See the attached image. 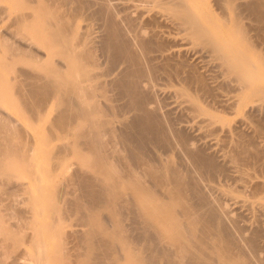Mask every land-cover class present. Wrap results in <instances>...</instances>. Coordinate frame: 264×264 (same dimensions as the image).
Instances as JSON below:
<instances>
[{"label":"bare ground","instance_id":"1","mask_svg":"<svg viewBox=\"0 0 264 264\" xmlns=\"http://www.w3.org/2000/svg\"><path fill=\"white\" fill-rule=\"evenodd\" d=\"M4 1H9L17 11L13 25L23 28L26 38L35 39L39 42L40 47L44 48L45 51L47 50V53L41 54L31 46L25 47L24 45L21 47L9 43L7 40L1 43L4 46L3 48L10 52V56L6 60L18 56L30 67L28 70L19 68L14 71L18 76L15 80V88L20 95L22 105L33 116H41L46 112L48 105L55 101L57 107L55 109L57 110L54 111L56 113L58 111V115L54 123L51 124L55 131L53 135L60 140H67L64 145L59 147V151L54 156V168L62 167L69 151H73L77 152L80 164L86 165L89 170L82 167V172L80 167L81 172L77 174L74 172L73 176L69 174L67 176L65 171L64 175L66 174V177L62 178L65 180L64 186L57 185L58 187H56L61 189L52 194L54 198L56 196L58 202L64 204L61 206L50 205L49 207L40 206V210H42L40 213L42 214L43 211L48 210L55 222L41 223L33 218L31 221L29 220V223L27 221L26 225L35 228V232L30 239L35 245L36 253L34 257H29L28 255L31 258L30 264H49L51 260L57 264H74L69 259V256L74 254L65 247V241L62 237H60L61 239L55 247V252L51 255L48 254L47 243L44 240V232L47 235L53 234L56 237L58 233L60 234L57 228L58 224H61V219L58 218V215L70 211L80 214V223L88 228L87 231L85 230L86 232L83 231L84 233H81L82 235H77L78 237L75 236L76 238L73 237L77 242L76 251H84L76 253L81 258L80 264H120L123 259H131L134 264H264V257L262 258L259 252L261 251L259 249L261 247L260 242L263 240L259 241L260 234L255 232L251 237L248 235V238L245 234L247 232L239 229L238 225L236 227L233 226L235 228L230 230L228 228L230 226H225L220 214L227 215L226 212L218 213L211 206L212 200L210 201V197L207 195L210 203L204 200L199 205H191V198L189 199L186 193L192 191V193L197 194L200 184L197 181L199 180L189 184L186 179L190 172L186 170L187 173L182 168L184 170L182 171L186 173L185 175L180 172L181 168L179 169L178 167L183 163L175 167V164L173 165L170 160L165 162V159L163 160L162 158L164 156H162L163 152L160 155L163 161H161L162 163L159 161V166H156V160L154 162V159L150 160L146 155V150L151 142H162L168 135L165 136L167 133L165 132L166 134H164L163 132L164 125L161 126V122V124L157 123L154 119L156 118L155 116H149L148 96L142 92L141 85L145 84L143 83L144 81H148L146 84L151 83L152 79L154 80L156 71L153 69V72L155 71L154 76L152 77L149 73L152 78L149 75L150 79L147 80V71L142 56L147 61H154L157 57L168 58L165 56L168 50L164 48L162 43L160 44L161 46L154 45L153 41H151L152 39L145 40V36H143L145 31L143 29L141 31V28H139V21L137 22L136 18H132L133 16H130V14L128 15L127 11L131 9L130 5L127 6L124 2L118 4V0ZM133 1L139 2L137 5L134 2V6L138 8L141 5L146 8L155 6L163 9L166 14L168 12L172 13L176 17L177 21H174V23L178 22V25H176L179 30L181 29L180 32L183 31L184 33L187 31L186 33L200 37L198 39L208 46L216 57L222 59L225 70L233 75L236 79L235 81L240 84V91L238 90V92L242 95L239 97L241 103L245 102L246 97L243 98L244 92L251 88L252 98L257 96L259 99L264 100V86L255 85L258 80H264V59H258V61H262V68H259L257 65L258 61L256 63L251 55L255 46L251 44L247 34H244L236 45L229 41L230 38L227 41L223 40L218 35L220 33L217 34L213 28V31L210 30L211 28L208 29L206 23L201 21L200 14L193 8V5H195L193 0ZM217 2L222 9L225 6L235 5L234 0H217ZM249 4L250 11L257 14V18L264 23V0H252V3ZM97 5L99 6L98 8L96 7ZM95 7L97 10L94 11ZM234 7L236 8V6ZM8 9L6 7L0 8V16L8 12ZM89 11L92 12L91 15L88 14ZM149 11H152V9ZM80 18L90 19L91 22L92 19H102L106 35L102 38L99 49L109 57L111 63L127 62L129 64V68H127L121 78L114 82V85L119 89L120 92L117 90L119 94L121 93L129 99L128 107H133L139 112L141 111L142 114H139L131 122L124 123V130H118L119 127H115L116 124L114 125L117 116L118 120L123 117L122 120L120 119L121 122L120 120L118 121L119 124L126 121L127 118L125 117V119L124 116L119 117L124 112L121 111L123 109L120 110L119 105L114 104L113 106L107 102L110 95L106 94L108 93V90H106L108 85H105L106 80H104V83L102 81L104 85L102 83L97 85L99 81L95 82L101 76L98 77L99 74L97 76L92 74V71H95L96 68L98 69L100 65L96 58L95 46L92 44L94 41L93 32L91 29H87L84 32L79 30L77 22ZM211 18L209 17L206 20L210 22ZM230 20L225 17L223 22L228 24ZM233 21L235 22L234 26H239V16ZM122 25H125L126 30ZM214 25L217 26V24ZM129 32L134 35H129ZM128 35L136 37L137 41L135 40L136 43L134 44L140 47L142 56H139L136 51L137 48L135 49L136 45L134 47ZM245 41L247 42L246 45L243 43ZM54 57L61 60L58 62ZM6 68L5 72L8 70V66ZM176 73V75L169 76L173 77L171 81L175 80L176 84L182 86L180 88L181 95L189 97L198 113L210 114L207 110L206 112L200 108L197 96H189L184 86L181 71ZM2 74L3 72L0 70V91L5 88L1 77ZM15 78L16 76L14 75L13 79ZM177 91H179V88ZM99 92L100 94H98ZM99 96L101 98L104 96L103 99L100 98L101 100H106L103 103L104 105L100 103V99L99 101L96 99ZM110 98L112 99V97ZM105 105L107 106L105 107ZM115 106L122 113L119 112L117 115L116 109L114 110ZM167 125L166 127H168ZM169 127L171 128V126ZM171 134L172 137L174 134L177 135V133ZM15 135L18 140L20 139L19 142L14 140ZM21 137V132L17 129L15 122L2 117L0 112V186H8L12 182L14 172L20 168L26 169L33 179H41L37 172L36 163L33 161L31 142L24 141ZM176 137L174 136L176 143L170 142L169 139L168 144L172 146L171 148L177 145L178 148L181 146L185 149L187 153H183L185 155L189 154L195 164H198L196 165L199 168V172L203 170L211 175L218 170V166L211 156L208 157L197 152V150L194 151L195 148H191L193 147L191 146L193 142L190 144L188 138L185 140L181 135ZM170 145L168 146L170 147ZM123 150L127 153H124ZM177 150L179 151V149ZM155 155L157 156L158 154L156 153ZM241 155L242 152L239 156ZM189 156L185 157L189 158ZM192 160L191 162L194 163ZM184 164H186L185 161ZM54 168L53 173L55 171ZM69 169L67 170L68 173L72 174L70 172L72 170ZM50 171L46 172L47 176L51 175L49 174ZM198 171H195V173H199ZM200 175L204 177L203 179L208 176H205L204 173H200ZM194 178L196 179V177ZM151 180L154 181V185ZM192 180H194L193 176ZM205 181L207 180L205 179ZM171 184L173 185L172 187H170ZM76 185H79L80 189H82L80 194L78 193L79 195L75 194L79 191V187L77 191H74L77 188ZM72 187L75 188L72 189ZM26 188L27 192L25 188H21L23 189L21 192L28 193V186ZM199 189L201 188L199 187ZM38 190L40 195L45 197V188L41 187ZM95 191H97V195H95ZM9 192H7L9 194V197L7 196L8 199L10 198L14 201L17 194L13 190ZM258 192L255 198H258V200L263 199L264 188H261ZM4 194H6V191ZM69 195L73 197L69 198ZM54 198L47 199V201L54 202L56 200ZM179 198L184 205H180L179 202L181 201ZM186 198L190 200L187 203L185 202ZM1 199L0 204L3 202ZM30 201L34 203L35 198L33 197ZM13 203L15 204L16 202ZM212 204L215 205L213 202ZM9 205V203L6 205L7 208H10L8 211L13 210V207ZM204 208H208V212L203 213ZM223 208L220 209L222 210ZM2 210L4 209H0V236H3L6 239L5 241L10 243H21L24 237L21 236V232L18 230L19 227L16 226L18 231L14 232L12 224L4 221L6 219L4 217L10 214L13 216L12 212L14 210L10 214L3 212L7 214L5 216ZM5 210L7 211V209ZM32 211L34 212V208H32ZM18 217L20 221L21 216ZM8 223L11 226H8ZM235 224L238 223L235 222ZM73 235L76 234L72 233L71 237ZM51 237L53 238V236ZM100 248H103V252L100 251L101 253L98 252ZM247 248H249V252ZM76 254L75 256H77Z\"/></svg>","mask_w":264,"mask_h":264},{"label":"rangeland","instance_id":"2","mask_svg":"<svg viewBox=\"0 0 264 264\" xmlns=\"http://www.w3.org/2000/svg\"><path fill=\"white\" fill-rule=\"evenodd\" d=\"M118 2H119L118 4H122L124 2V4H126L127 6L130 5L131 9L127 11L128 15L130 14V16H133L132 18H136L137 22L139 21V25H138L139 28H141V31L142 29L143 31H145L143 33L144 34L143 36H145V40L152 39L151 41H153L154 45H160L162 43L164 48H167V50L170 52V53L168 51L166 52L165 56H167L168 58L157 57L154 61H147V59L146 58L144 59V57L142 56L141 49H139L140 47H138L137 44H134L137 41L136 37L129 36L132 35L133 33L130 32H129L130 34L128 33L129 34L128 36L131 39V40L129 39L130 42L134 44V47L136 45L135 49L137 48L136 49L137 53L139 54V56H142L143 58L142 60L145 65V69L147 71V77H148L147 80L150 79L151 75L153 77L154 72L156 71L154 80L153 79L152 81L150 80L152 84L150 82L146 84V82L148 81H144L143 82L145 83L143 84L144 87L141 85V89L142 92H144L148 96L147 101H148L149 116L150 115L152 117L155 116L156 117L154 118L155 121L157 123L161 122L162 123V124L160 123L161 126L164 125L163 126L164 131L163 130L162 131L164 132V134L167 133L165 136L168 135V137H165L166 139L164 138V141H162L163 143L151 142V144H149L146 150V155L150 160L154 159L153 160L154 162L157 161L155 163L156 166H159L160 162L163 161L164 159L165 162L170 160L173 165L175 164L174 165L175 167H177V165L181 163L184 164L185 161L186 164L184 165L181 164L178 166L179 169L181 168L180 172L184 173L183 172L184 170L182 168L185 169V172L187 171L190 172V173L187 172L190 176L187 174L189 178L187 177L186 179L189 184L196 180H199L197 182L200 183L197 189L199 190L197 191V194L192 193V191L187 192L188 195L186 193V196L187 197L189 196L188 198L189 199L191 198L190 200L192 202L188 198L185 199V202L187 203L188 201H190L191 205H199L204 200L208 201L209 203L212 200V202L215 205H213L212 202L210 204L218 213L226 212L227 215H223V213L220 214L225 222V226L227 225L230 226V227L227 226L230 230H232V228H235L236 225H238L239 229L247 232L245 233L247 237L248 235H250L249 237H251L256 232L260 234L259 241H261L262 239L264 240V230H263L264 229V198L263 199L261 198L260 200H258V198H255V196L258 195L259 193L258 191H260L261 188H264L263 186L264 185L263 182L264 181V100L259 99V97L257 96L252 98L253 93L251 88L244 92L243 98L246 97L245 102L241 103L239 97L242 95L238 92V90L240 91V84L237 81H235L236 79L233 77V75L229 74L225 70L222 64V59L220 57H216L211 52L209 47L206 46L200 39H198L200 37H196L193 36L192 34L186 33L187 31H185L184 33L183 31L180 32L181 29L179 30V28L177 27L178 22L174 23V21L175 22L177 21L176 17L172 13L168 12L166 14V12L163 11V9L155 6L153 8L150 7L152 11H149L151 9L148 7L146 8L143 5L139 6V8L136 6L137 7L136 8L134 6L135 5L134 2L136 3V1L133 0H131L130 2L129 0H122V2L121 0H118ZM193 3L195 4L193 5L194 10L200 14V19L202 18L201 21L206 23L208 29L211 28L210 30H212L213 28V30H215L217 34L220 33L218 35L223 40L227 41L230 38L231 40L229 39V41L235 43V45L236 43H238L237 41L240 40L244 34L245 35L247 34L248 35L247 37L250 38L251 44L255 46L254 50H252L251 53L253 60L256 61L257 63L259 58L260 59L262 58V60L264 59V23L257 18L256 16L257 14H254L250 11L249 3H252V0H234L235 3L234 6H236V8L230 5L228 7L225 6L223 9L218 5L217 0H193ZM4 7H6L7 9L9 7L10 10L8 9V12L3 13L0 16V70H2L3 72L1 77L3 83L5 84L4 90L0 91V112L2 113V117L6 119H11L15 122L17 129L21 132L22 140L31 142L30 145L33 149L32 150L33 159H34L33 161L36 163L37 172L39 173V176L42 179L43 185L41 183V179L39 180L33 179L32 177H30L26 169L20 168L14 172V177L12 179V182L8 184V186H0V197L2 198L0 199L3 200V202L0 204V209L2 208L4 210L7 209V211L2 210V213L8 212V214H10L13 210L15 211L12 212L13 216L10 214L11 216L8 215L4 217L6 218L4 219V221L6 223L9 222L10 224H12V228H14V232L15 231L17 232L19 230L21 232V236L24 237V240H21V243L13 244L10 243L9 241H5L6 239H4L3 236H0V264H30L31 262L29 261H31L30 260L31 258L29 257H34L36 253L35 245H33V242L30 239V237H32V235L35 232L34 231L35 228H32L30 225H26L27 221L29 223V220L31 221V219L33 218L41 223L55 222V220H53L52 215L48 210L43 211L42 214L40 213L42 211L40 210L41 209L40 206L49 207L50 205L51 206L63 205L64 203L58 202L56 196L54 198L52 195L53 192L55 193L58 189H61V188H57L58 187L57 185L64 186L63 184L65 180L62 178H65L66 174L67 176L68 174L70 176H73L75 174L74 172H76V174L80 173L81 172L80 169L82 167L83 168L85 167L84 169L86 170H88V167L86 165L84 166L80 164L77 152L69 151L64 163L62 164V167L56 169L54 168L55 166L53 165L54 156L59 151L60 149L59 147L64 145L67 140V139L60 140L53 135L55 131L52 128L53 125L51 126V124L54 123L58 115V111L57 113L56 111H54L57 110L55 109L57 108L56 102L52 101L48 105L46 112L44 111L45 113L42 114L44 116L42 115L33 116L30 112L26 110V108L22 105L19 93L15 88V80L18 78V76L17 74H15L14 71H16L19 68L28 70L30 69V67L27 66L26 63H24V61L18 56L11 57L8 60H6L7 57L10 56V52L8 50H5V48H3L4 47L3 44L1 43L2 41L7 40L9 43H12L17 46H21V47H23L24 45L25 47L31 46L33 49H37L41 54L47 53V50L45 51L44 48L40 47L39 42H37L35 39L30 37L26 38L23 28L16 27L13 25L15 20L14 18L17 15V11L14 9V6H12V4L9 1L7 2L4 0H0V8H4ZM96 7L98 8L99 6L97 5ZM96 7L94 11L97 10ZM135 9L137 10L135 11ZM161 13H163L164 15ZM88 14L91 15L92 12L89 11ZM163 16H165L166 18L165 17L163 18ZM208 16L212 17L210 22L207 21L208 20L207 18H209ZM237 16H239V26H234L235 22L233 21V19H235ZM225 17L231 19L228 24H224L223 22L225 20ZM77 23H78V28L79 30H81V32H84L87 29H91V31L93 32L94 41L92 42V44L93 46H95L94 48L96 50V58L97 61H99L98 63L100 65L98 69L96 68L95 71H92L93 72L92 74H95L96 76L97 74H99L98 77L101 76L102 78L101 77L100 78L103 79L101 80L99 78L98 80H95V82L99 81L97 85L99 83L101 84L102 81L104 83V80L108 82V83L105 82V85L109 86V89L108 86L106 87L107 88L106 90H108V93L106 94L110 95V97H112L114 102L109 96H108L109 100L107 102H109V105H113V106L114 104H116L117 106L119 105L118 107L120 108V110L123 109L121 111L122 112L124 111L123 112L124 115L123 114L119 115V117L124 116V118L126 117L128 120V121L126 120L127 122L123 121L121 123L123 125H121L119 124L118 121L120 119L122 120L123 117H121L118 120V116H117V118L114 121L115 122L114 125L116 124L115 127L117 126L119 127V129L118 128L116 129L124 130L125 128L124 123H129L139 114H142L141 111L139 112V110L134 109L133 107H128L129 99L127 98V96L125 95L123 96V94L121 93L119 94L120 92L119 89L114 85V82L119 78H121L124 72L127 70V68H129V64L127 62H120L118 64L111 63L109 57L103 54V51L99 49L101 46L102 38L105 37L106 35V31H104L105 30L104 21L102 19L101 20L92 19L91 22L90 19L86 20V18L84 19L80 18ZM213 23L219 26L217 27ZM122 26L126 30L125 25ZM177 32H179L180 34ZM133 40L136 41L134 42ZM243 43L245 45L247 44L246 41ZM153 55H159V54H153ZM56 60L59 62V60L61 59H56ZM260 61L261 60L258 61L257 65L259 68L260 67L262 68V64H261L262 61L261 62ZM6 66H8V70L5 72L4 70L7 69ZM153 69L155 70L154 72ZM178 71L179 72L181 71L183 75L182 77L184 79V86L186 87L189 96H197L200 108H202L205 111L207 110L208 113L210 112L211 116L210 114L207 113H202V114L198 113L194 105L189 100V97L181 95L180 88H182V86L176 84L177 82H175V80L171 81L173 80V77L169 76L174 74L176 75L177 74L176 72ZM14 75L16 76L15 79H13ZM103 83L102 85H104ZM258 84L259 86L261 85L264 86V80L262 81L258 80L255 85L258 86ZM178 88L179 91H177ZM98 94H100V92ZM100 98L101 97L99 96V98L96 99H98L99 101ZM103 98L104 96H102L101 99ZM101 99H100L101 104L106 102L105 99L104 100ZM106 106L107 105H105V107ZM117 106L114 107V110L116 109L118 115V113L121 111L117 110L118 108ZM212 114L214 116L213 118H212ZM166 125L168 127H166ZM169 126H171V128ZM171 130L174 131L172 132ZM170 132L177 133V135L179 136L181 135L185 140H187L188 138V142L190 144L193 142V145L191 144V146L193 147L191 148L193 149L195 148L194 151L197 150V152L205 156L208 157L211 156L215 160L216 165L218 166V170L216 171L217 173L216 172L214 173L216 175L211 174L212 175L211 176L210 174L205 173L203 170L199 172L198 171L199 168L197 166L198 164L197 163H196L197 165L195 164V162L192 160L189 154L185 155L187 151H185V149H183L181 146H179L178 148L177 145H174L173 146L174 150H173V148H171L172 146L168 144L169 143L168 140L170 139V142L176 143L175 139L177 138L176 137L177 135L174 134V136L176 137L174 139V136L172 137V134ZM15 137L14 140L19 142L20 139L18 140L16 135ZM167 144L170 145V147ZM177 149H179V151ZM170 150L172 153L170 152ZM241 152L242 155L239 156ZM124 153L127 152L124 151ZM156 153L159 156L158 155L156 156L155 155ZM161 154L162 156L163 155L164 156L163 157L160 156ZM185 156H189V158ZM161 157L163 158V160H161ZM190 158L194 163L191 162ZM244 161L246 162V164ZM248 165L250 168L248 167ZM53 168L55 170L54 173L52 172ZM72 168H74L75 170ZM83 168H82V172H83ZM68 169L73 171V172L70 171L72 174L68 173L67 171ZM47 171L48 172L50 171L49 174L51 175L47 176L48 175L46 173ZM65 171L66 174L64 175ZM195 171L196 172L198 171L199 173H195ZM200 173L201 174L204 173L205 176L208 175L205 177L207 181L203 179L204 177L200 175ZM184 174L186 175V173ZM192 176L194 180H192ZM210 176L211 178L209 179ZM194 177H196V179ZM151 181L153 182L154 185V181L153 180ZM148 184H152V183H148ZM26 186H28L29 194L25 192H21L23 191L24 188L26 189L27 192ZM172 186L173 185L171 184L170 187ZM20 187L23 189H21ZM41 187L45 188V193H46L45 197L44 196L42 197L40 195L38 189ZM76 187L77 188L74 189V191L75 190L77 191L78 187H79V191H77L75 194L79 195L82 189H80L79 185H76ZM199 187L201 189H199ZM73 188L75 187H72V189ZM8 190L9 191L13 190L17 194L16 196L17 198L15 197L16 200L14 199L13 201L10 198L8 199L9 194H7V192L10 193ZM5 191L6 194H4ZM95 195H97V191H95ZM206 195L209 196L210 198L207 197ZM33 197L35 198L34 203L30 201ZM72 197L73 196L69 195V198ZM51 198H54L56 200L54 202H48ZM208 198L210 199V201ZM47 199L49 200L47 201ZM9 200L12 202H10ZM13 202L16 203L14 204ZM8 203L11 205V206L9 205L10 207H13V210L11 209L8 211V209H10L9 207L7 208L6 206L8 205ZM179 203L181 205L183 202L181 201ZM32 204L33 206H31ZM219 207L223 208L222 209L223 211ZM32 208H34V212L32 211ZM205 212H208V208L203 209V213ZM3 214L5 216L6 213ZM18 216H21L20 221L23 223L19 221ZM58 218L61 219V224L60 225L58 224V228H57L60 232V234L58 233V235L60 236H58L57 234H55L57 235V237L54 236L53 234L47 235L44 232L45 235L44 240L47 243L48 254L51 255L55 252L54 251L56 250L55 247L57 243H59L61 239L60 237H62V239H64L65 241V247H67L74 254L73 256H69L70 261L73 262L74 264H80L79 261L81 258H79L76 253H82L84 251L83 250H81L82 252L79 250H78L79 252L76 251L77 242L75 241L74 238L78 237L79 235H82L84 232L88 230V228L80 223L79 220L80 214H78L77 212H72V211L64 212L63 214L58 215ZM235 222L238 224H235ZM9 223L8 226L10 225ZM20 225L23 227L21 228ZM16 226H18L19 229ZM72 233L76 235H73L71 237ZM51 236H53V238ZM262 241L260 242V244L261 247L263 248L264 241L263 242ZM7 242L8 244H6ZM261 247L259 248L261 249V251L259 252L260 255H262L261 257L263 258L264 248L262 249ZM100 249L98 250V252L100 251L103 252V248ZM247 251L249 252V248H247ZM24 254L26 255L24 256ZM75 254L77 256H75ZM49 264H57V263L51 260ZM120 264H134V263L131 261V259H123L120 261Z\"/></svg>","mask_w":264,"mask_h":264}]
</instances>
